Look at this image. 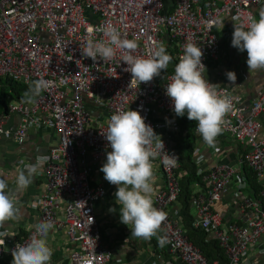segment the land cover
Wrapping results in <instances>:
<instances>
[{
	"label": "built area",
	"instance_id": "obj_1",
	"mask_svg": "<svg viewBox=\"0 0 264 264\" xmlns=\"http://www.w3.org/2000/svg\"><path fill=\"white\" fill-rule=\"evenodd\" d=\"M262 4L264 0H173L170 9L165 0H0V76L25 84L38 78L51 81L35 103H23L21 99L10 102L7 113L15 115L18 122L14 128L8 127L7 115L0 114V139L13 136L23 144L30 128L56 133V142L49 148L48 160L41 169L42 190L31 205L38 210L35 224L52 221L69 244L75 245L68 254L73 264H108L110 260L95 211L105 188L92 184L88 155L98 159L111 151L102 134L110 116L128 108L138 110L160 135L165 151L178 157L175 167L162 164L163 153L156 160L163 183L155 187L154 206L167 213L160 229L166 238L165 247L177 254L181 264H222L203 255L188 239L178 218L180 161L169 142L178 125L171 100L165 95V85L174 71L162 70L151 82L138 85L131 80V73L124 71L127 65L121 60L125 54L122 50L117 49L111 61L98 58L93 62L82 56L89 35L106 39L101 32L90 34L88 29L111 23L122 37L138 40L136 54L141 56L148 54L154 42H162L173 53L176 64L184 44L196 42L207 67L208 61L220 52L215 27L221 20L228 17L235 25H247L249 15L254 16L253 7ZM220 89L236 98L221 136L239 143L243 152L239 160H211L205 165L203 158L194 154L204 187L190 202L194 210L190 224L217 240L227 257L224 264H240L250 245H258V250L264 252L259 243L264 236V206L250 196L241 172L242 164L255 172L264 197V137H259L258 120L264 110V86L256 90L249 104L227 87ZM88 104L102 111L103 120L91 116ZM219 139L215 146L208 147L218 152ZM231 182L235 183L241 217L235 223L223 220L217 207ZM33 232L34 227L20 240L0 243V258L6 252L11 255L15 246L26 243Z\"/></svg>",
	"mask_w": 264,
	"mask_h": 264
},
{
	"label": "clouds",
	"instance_id": "obj_2",
	"mask_svg": "<svg viewBox=\"0 0 264 264\" xmlns=\"http://www.w3.org/2000/svg\"><path fill=\"white\" fill-rule=\"evenodd\" d=\"M248 21L247 25H234L231 46L240 52H247L246 64L249 71L264 70V10L259 13L258 19L249 15ZM88 31L90 34L99 31L106 39L97 40L89 35L81 51L82 56L93 62L98 58L111 61L116 50H122L125 54L121 60L127 65L124 71L130 72L131 80L138 85L151 82L160 76L162 70L164 73L174 71L165 85V95L171 100L173 112L177 117L186 114L188 120L195 121L196 131L203 141L210 147L215 146L217 136L223 132L227 123L226 117L234 111L236 98L226 90H221L219 84L210 83L205 78L203 52L196 42L184 44L183 54L176 64L174 57L172 59L173 53L172 56L168 54L162 42H154L148 54L141 56L136 54L138 40L122 37L121 32L111 23L99 28L90 27ZM170 62L175 65L173 69L168 68ZM225 74L227 80L235 85V72L227 71ZM50 85L51 81L44 78L31 81L21 101L35 103V98L42 91L48 90ZM0 114L9 113L6 111ZM176 123L178 125L177 118ZM102 135L111 151L106 153V162L100 171L104 174V179L117 188L115 198L119 205L120 222L131 225V235L150 240L158 235L167 218L166 212L154 206L157 183L155 161L163 153L162 164L165 167H175L178 157L165 151L160 135L145 122L138 110L128 108L112 114L107 122V130ZM173 135L175 134H171L170 138ZM47 160L46 155H40L35 162L18 171L15 189H9L7 181L0 178V226L10 220L20 219L17 194L28 188L37 170L42 169ZM109 211L115 209L110 208ZM33 227L31 238L24 244L18 243L12 250V264H50L53 249L49 246L48 237L54 224L50 220H42ZM0 237H3L0 243H4L6 234L3 231H0ZM159 242L165 243L166 238L159 237Z\"/></svg>",
	"mask_w": 264,
	"mask_h": 264
},
{
	"label": "crops",
	"instance_id": "obj_3",
	"mask_svg": "<svg viewBox=\"0 0 264 264\" xmlns=\"http://www.w3.org/2000/svg\"><path fill=\"white\" fill-rule=\"evenodd\" d=\"M173 0H165L166 5H172ZM172 7V6H171ZM264 10V5L253 7L254 17L259 18V13ZM234 23L224 17L220 24L215 27V31L220 40V52L217 58L209 60L206 67L205 78L220 87H227L230 92L240 96L244 104L250 103L254 98L256 90L264 86V70L249 71L246 64L247 52H240L231 46ZM172 62L168 68H174ZM234 71L236 74L235 85L227 80L226 72ZM91 116L96 120H103L104 114L96 106L88 104ZM187 117V115L185 114ZM261 130L259 135L264 137V110L259 114ZM18 122L15 115L7 114L6 125L14 128ZM178 122V117H177ZM194 135L195 157L203 158V164L208 161L226 162L239 160L242 146L229 137L219 134V151L215 152L208 147L201 136L196 131L194 121L191 129ZM56 133L49 130H39L30 128L28 139L23 144H18L13 136H4L0 140V178L5 179L9 189H15L16 176L18 171L24 169V165L33 163L40 155H47L49 148L56 142ZM106 153L98 159H92L88 155L90 164V179L92 184H101L105 188L104 196L95 205L96 222L100 230L101 240L110 250L111 256L108 264H181L176 253L159 242L161 233L150 240H144L131 235V225H124L120 222L119 205L116 204L115 185L109 184L104 179V174L100 171L103 163L106 162ZM155 174L157 183L155 187L163 183V175L160 166L155 161ZM242 168V165H241ZM236 171L238 169L236 168ZM242 172V170H241ZM44 177L41 169L37 170L33 182L26 190L17 194L18 207L21 209L19 220H10L0 226V231L6 234L5 241L20 240L24 238L33 228L38 220V210L33 208L31 203L36 197V193L42 190ZM195 193L202 190L201 185H191ZM238 197L235 183L231 182L223 192L217 207L222 214L223 220L227 222H240L241 217L237 210ZM178 213H179V205ZM113 208L115 211L110 212ZM175 208V207H174ZM191 214H194L193 208ZM210 239L213 238L209 235ZM3 238V237H0ZM49 246L53 249L50 264H73L68 254L75 247L69 244L64 232L53 228L48 237ZM259 243L264 246V236L259 239ZM0 264H12V255L7 252L0 258ZM240 264H264V252L258 250V245H250Z\"/></svg>",
	"mask_w": 264,
	"mask_h": 264
},
{
	"label": "trees",
	"instance_id": "obj_4",
	"mask_svg": "<svg viewBox=\"0 0 264 264\" xmlns=\"http://www.w3.org/2000/svg\"><path fill=\"white\" fill-rule=\"evenodd\" d=\"M168 6L170 9L172 8V5ZM166 50L172 56L168 47H166ZM28 88L29 84L18 82L8 77H0V112H6L9 102L11 100L21 99L24 93L28 91ZM193 124L194 121L188 120L185 115L178 117L179 131L170 138V147L177 150L180 161V167L178 169L180 173V194L178 197L180 209L178 218L184 224L188 239L199 248L203 255L208 259H218L224 264L227 262V257L217 240L215 238L210 239L209 233L206 230L194 229L190 224L192 216L190 202L196 195L191 185L195 182L197 185L199 184L204 187L200 176L197 174L198 165L194 159V135L191 131ZM241 151L243 152V149ZM241 170L249 185L250 196L260 200L264 206V197L260 195L263 185L257 180L255 172L245 164L242 165Z\"/></svg>",
	"mask_w": 264,
	"mask_h": 264
},
{
	"label": "rangeland",
	"instance_id": "obj_5",
	"mask_svg": "<svg viewBox=\"0 0 264 264\" xmlns=\"http://www.w3.org/2000/svg\"><path fill=\"white\" fill-rule=\"evenodd\" d=\"M192 185L196 186L197 184L194 182V183H192Z\"/></svg>",
	"mask_w": 264,
	"mask_h": 264
}]
</instances>
